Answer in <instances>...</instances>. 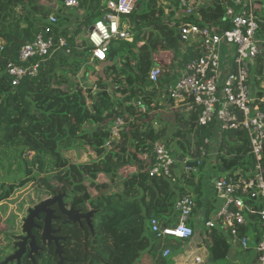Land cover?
I'll list each match as a JSON object with an SVG mask.
<instances>
[{"label": "trees", "instance_id": "16d2710c", "mask_svg": "<svg viewBox=\"0 0 264 264\" xmlns=\"http://www.w3.org/2000/svg\"><path fill=\"white\" fill-rule=\"evenodd\" d=\"M107 1L79 0L78 9L86 16L71 33L67 16L55 15L51 33L55 39L66 40L69 53L41 64L35 78H25L12 87L4 72L5 64L16 62L21 44L44 32L51 10L41 6L39 0H0V172L5 173L0 181V203L18 188L35 183L48 196L66 193L70 204L83 212L88 207L97 209L92 219L93 234L77 233L73 228L69 231L72 242L65 247L63 264H136L150 249L152 238L158 240L150 232V218L164 221L162 227L170 226L177 216L175 204L179 198L192 195L199 206L203 197L200 179L173 183L168 178L152 177L147 171L154 161L155 142L173 138L186 142L193 133H198L202 141L211 134L212 126L197 127L198 110L190 103L173 111L174 126L170 120V126H163V112L157 113L155 98H160L159 92L168 84L181 44L177 31L169 27L180 10L179 0H140L128 16L132 39L110 45L106 60L98 63L105 64L102 75L94 69L89 71L86 65L95 76L96 82H91V87L97 88L95 92L77 80L81 64L89 62L92 54V46L80 33L101 18ZM57 2L61 9L69 10ZM223 11L219 5L203 10L200 23L228 29ZM199 55L197 47L183 57L179 66ZM153 67L161 71L157 83L148 79ZM261 71L257 65L255 73ZM87 76L88 72L81 81ZM261 108L264 110V105ZM115 118H121L124 125L119 138L107 149ZM154 119L161 124L158 130L153 127ZM224 138L230 145L229 152L242 154L241 162H251L245 157L248 147L243 135L240 147L231 145L234 139L239 141L238 135L227 134ZM77 142L89 148L96 159L84 164L70 162L65 154ZM8 175L19 178H12L8 184ZM118 181L124 190L109 193ZM164 215L175 219L167 221ZM0 235L7 242L0 245L1 262L14 249L13 236L9 232ZM212 239L213 257L225 258L230 246L217 234ZM34 260L35 264H58L52 251ZM158 263L164 264L165 259L160 257ZM20 264L33 263L23 257Z\"/></svg>", "mask_w": 264, "mask_h": 264}, {"label": "built area", "instance_id": "2783aa9c", "mask_svg": "<svg viewBox=\"0 0 264 264\" xmlns=\"http://www.w3.org/2000/svg\"><path fill=\"white\" fill-rule=\"evenodd\" d=\"M57 1L69 10L79 7V0ZM139 2H106L101 18L86 29L84 36L92 46L90 63L104 62L113 41L132 39L131 23L123 17L131 15ZM216 5L224 9L222 18L229 24L228 29L200 23L202 11ZM179 6L175 20L169 23L179 34L181 43L175 66L197 47L200 55L184 63L174 83L166 84L165 98L175 110L190 103L198 110L197 127L212 126L211 134L202 141L198 133H193L186 142L174 138L155 142L154 161L147 171L152 177L168 178L173 183L209 172L206 179L214 193L201 199L202 206L197 205L192 195L179 198L175 204L176 224L162 227L152 217L149 229L158 240L173 237L189 241L199 232V253L194 254L191 264L205 263L204 256L212 244L211 234L223 238L230 247L255 252L257 263L264 264V110L261 108L264 98L254 97L250 84L251 68L264 53V0H179ZM47 21L44 32L21 44L16 62L5 64L4 72L12 87L25 78H35L41 64L69 53L66 40L55 39L51 33L50 26L56 24V16L50 14ZM227 49L228 63L222 59ZM174 70L172 76L176 74ZM160 76L158 67L148 72L152 83H157ZM136 105L146 112L140 102ZM153 124L161 127L157 119ZM123 125L121 118L113 120L105 144L107 149L119 138ZM227 134L238 135L239 141L236 138L231 143L234 146L240 147L246 139L245 157L250 163L240 161L242 154L228 151L230 145L224 138ZM162 256L169 257L170 251H163Z\"/></svg>", "mask_w": 264, "mask_h": 264}, {"label": "rangeland", "instance_id": "374dc122", "mask_svg": "<svg viewBox=\"0 0 264 264\" xmlns=\"http://www.w3.org/2000/svg\"><path fill=\"white\" fill-rule=\"evenodd\" d=\"M39 4L41 6H44L47 9L49 8L51 10V14H54V15L60 14L61 16H67L69 21L66 25H67L68 31L70 33L73 32L77 28L78 23H81L85 20L84 18L86 16V13L82 9H78V8L72 9V10L61 9L62 7L60 6V4L56 0H39ZM127 19H128V17H123V20H127ZM85 35H86V29H85V27H83L82 32L80 33V36L84 37ZM118 42L119 41H113L111 43V45L114 46L113 44H115V46H116L118 44ZM228 54H229L228 49H227L226 53L222 54L223 61L227 60L226 63L229 62ZM87 62H85L83 65L81 64L82 67L80 66L81 69L76 74L77 80H78V82H80V84H82L83 86H86V88L90 87L96 92L97 88L91 87V82H96L95 81L96 79H95V76L90 74L89 71H92V69H94L97 74L102 75L105 64H98L95 62H92V63L88 62L87 63ZM263 62H264V59H263ZM175 64L176 63H174V65H172V68L175 66ZM86 65L88 66L89 71L87 70ZM175 67H176L175 70L182 68L181 66H175ZM173 70H174V68H173ZM253 71H254V67L251 68V74L250 75H252ZM87 72L90 76L89 77L87 76V78L85 80L81 81V77L83 78L84 74H87ZM261 74H262L261 77L264 80V67L262 68ZM179 76H180V73L176 72V74L174 76L169 77L168 82L174 83L175 80ZM88 81L90 83H88ZM251 85L253 88L254 83H251ZM167 87H168V85H167ZM255 87H256V85H255ZM164 89H165V91L167 90V88H164ZM165 91L163 94L164 96L166 93ZM259 91L262 92V94L264 96V90L259 89ZM155 102L157 104L156 105L157 113L161 112V111L164 112L162 114V119H164L163 125L170 126L171 125L170 121H172V125L174 126V116L175 115H173V111H171L168 104H166L167 102H165L164 97L160 96V98L159 97L157 99L155 98ZM152 111H154V110H152ZM153 113H155V112H152V114ZM158 117H159V115H158ZM159 120H160V118H159ZM153 127L156 130L158 128H161L159 125H154V124H153ZM80 145H81V143L77 142L75 144L74 148L65 154V156L67 157V159L70 162L75 163V164H84V163H88L89 161H93L96 159V155L89 148L83 147V146L80 147ZM3 172H0V181H1V178L4 177V175H5V173H3ZM206 174L207 175H205L204 172H202L200 175H198L196 177V179H200L201 181L205 180L202 183V190H203V193L205 196L214 193V191L211 187L210 181L208 179H206L208 176H210V174H209V172H207ZM14 177H15V175H13V177H10V175H8V177L5 179V181L8 184H10L12 181V178H14ZM18 178H19V176L15 177V179H18ZM13 181H15V180L13 179ZM15 182H17V181H15ZM123 190L124 189L122 186V182L118 181V182H116V184H114L112 186V189H110L109 193L121 192ZM47 197H48V194L43 190V188L40 185L36 186L35 183H28L25 187H21L20 189L18 188L10 196L9 199L0 203V232H2V233L3 232H9L10 236H13V237L20 235L21 234L22 220L26 217L27 211L29 209H32V207L34 205L38 204L40 201L46 199ZM202 205H203V201H200V206H202ZM210 206H211V204H210ZM192 220H194V218H192ZM168 240L174 241L177 239H174L173 237H168ZM13 241H12V243H13ZM177 241L182 242L181 240H177ZM6 244H7V242L5 240V236L0 235V245L5 246ZM173 253H176V250H173ZM197 253H199V252L197 251ZM255 257H256V255H255V252H253V251L245 252L239 248L231 246L229 248V251H228L227 256L225 258H223L221 260H216V261L211 262V263L207 262L206 264H258ZM150 262H151V257L149 256V253L147 251V253L144 252L143 254L140 255L136 264H151Z\"/></svg>", "mask_w": 264, "mask_h": 264}, {"label": "water", "instance_id": "95a60500", "mask_svg": "<svg viewBox=\"0 0 264 264\" xmlns=\"http://www.w3.org/2000/svg\"><path fill=\"white\" fill-rule=\"evenodd\" d=\"M64 195H58L52 199L41 202L36 205L34 208L29 209L27 211V216L22 220L21 233L22 235L19 237H13V240H18L17 243L14 244L13 249L14 252L7 256L0 264H20L22 257L27 254V258L35 264V260L33 255L38 254V250L40 249L35 242L34 236H32V230L38 228L34 222L35 219H39V214H43L44 218L42 219L43 228L41 230L40 241L42 245H45L48 241V244L51 242L54 243L55 246V256L58 258V264H63V261L66 260L64 257V250L62 245H60V241L64 239L60 237H53L59 230L53 231L50 227L51 219L53 217L52 211H50L47 207L56 201H59V209L60 212L65 215L67 218L63 222V225L68 223H77L82 226V220L87 223L90 232L93 234V226H92V218L96 212H88V213H80L79 211H75L74 209L66 210L61 203L62 197Z\"/></svg>", "mask_w": 264, "mask_h": 264}, {"label": "crops", "instance_id": "0c3cea01", "mask_svg": "<svg viewBox=\"0 0 264 264\" xmlns=\"http://www.w3.org/2000/svg\"><path fill=\"white\" fill-rule=\"evenodd\" d=\"M258 59H257L258 63L256 62V65L254 67V71H253L252 75L250 76V84L254 83L252 95L256 98H260V97L264 98L262 92L259 91V89L264 90V80L261 77L262 74L261 73L260 74L255 73V68L257 67V65L260 66L261 68L264 67V62H263L264 53H262ZM178 66H179V64H178ZM173 68L172 67L170 68L169 75H168L169 77H170V75L172 76L171 71H173ZM176 70H177L176 72L180 73L181 68L176 69ZM255 85H256V87H255ZM164 91H165V89H162L159 92V94H161V96H162L164 94ZM164 100H166L165 96H164ZM166 104H168L170 110L172 109L171 111L175 110L176 107H174L172 104H170V102H167ZM180 107H183V106H180ZM161 112H163V111H161ZM202 192H203V190H202ZM204 196L205 195L203 193V197ZM207 196H205V197H207ZM162 217L167 219V221H169L170 219H175L173 216H169V215H164ZM176 220H177V216H176L175 221H171L170 226L175 225L177 222ZM159 222H160V225L162 226V223L164 221H162V222L159 221ZM211 236L213 238L214 235L211 234ZM200 238H201L200 234L197 231H196V235H194V237L191 240L184 241V242L183 241L180 242L177 240L170 241V240H168V238H164L162 240H155L152 238L153 243L150 244L151 247H150V249H148L149 256L151 257L150 263L151 264H159L158 260L160 257L163 258V256H162L163 251L169 250L170 256L167 258H163V259H165L164 264H191V260L194 256V254H196L197 250L199 249V244L201 243ZM207 246H208V244H207ZM212 246H213V243L208 247L209 252L204 256V262H205L204 264H206L207 262L211 263V262L216 261V259L213 257L212 252H211ZM173 250H176V253H173ZM145 253H147V251Z\"/></svg>", "mask_w": 264, "mask_h": 264}, {"label": "flooded vegetation", "instance_id": "af4514ba", "mask_svg": "<svg viewBox=\"0 0 264 264\" xmlns=\"http://www.w3.org/2000/svg\"><path fill=\"white\" fill-rule=\"evenodd\" d=\"M58 195H64L62 197L61 203L63 204V206H64V208L66 210L74 209L75 211H79L80 213H84V214L97 210V209H94L93 207L92 208L88 207V211L87 212H83V209L75 208L72 204H70V199L71 198H69V196L66 193H59V194H56V195L48 196L46 199L40 201L38 204H40L43 201L52 199V198H54V197H56ZM38 204H36V205H38ZM59 204H60V202L56 201L55 203L49 205L47 208L50 211H52V213H53L52 215L54 217V218L51 219V225H50L51 229L53 231L59 230L55 235H53V237H60V238L64 239L63 241H60L59 244L62 245L63 250H65V247L67 246V244L69 242L70 243L72 242L71 236L69 235V231L72 230V228L75 229L77 231V233L80 232V233H83V234H86L87 231H90V229L88 228L87 223L84 220L81 221L82 222V226H80L77 223H68V224L63 225V222L66 220L67 217L60 212ZM36 205H34L32 208H34ZM94 216L95 215H93V218H94ZM43 218H44V215L43 214H39V219H35L34 220V222H35V224H36V226L38 228L33 229L31 233H32V236H34V238H35L36 245L40 249L38 250V254L37 255H33V257L41 258L42 255H46L47 253H49V251H52V255L54 257H56L55 254H54V252H55L54 243L51 242L50 244H48V241H47L45 245H42V243L40 241L41 230L43 228V223H42V219ZM21 235H22V233L20 235H17V237H19ZM17 242H18V240H14L12 245L14 246V244L17 243ZM23 257L26 259L27 258V254H25ZM23 257H22V259H23ZM56 261L58 262V258H57Z\"/></svg>", "mask_w": 264, "mask_h": 264}]
</instances>
